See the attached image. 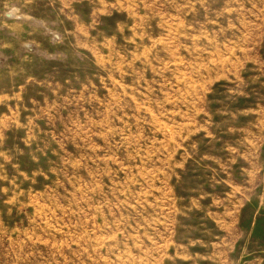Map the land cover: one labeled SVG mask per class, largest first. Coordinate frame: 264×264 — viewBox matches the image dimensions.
<instances>
[{"label": "rangeland", "instance_id": "374dc122", "mask_svg": "<svg viewBox=\"0 0 264 264\" xmlns=\"http://www.w3.org/2000/svg\"><path fill=\"white\" fill-rule=\"evenodd\" d=\"M0 264H264V0H0Z\"/></svg>", "mask_w": 264, "mask_h": 264}]
</instances>
